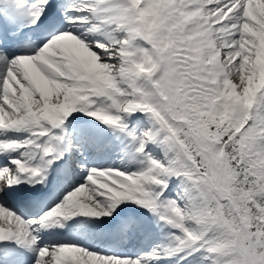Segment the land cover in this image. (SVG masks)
I'll return each mask as SVG.
<instances>
[{"label":"snow or ice","instance_id":"6c2138e0","mask_svg":"<svg viewBox=\"0 0 264 264\" xmlns=\"http://www.w3.org/2000/svg\"><path fill=\"white\" fill-rule=\"evenodd\" d=\"M0 264H264V0H0Z\"/></svg>","mask_w":264,"mask_h":264},{"label":"rangeland","instance_id":"374dc122","mask_svg":"<svg viewBox=\"0 0 264 264\" xmlns=\"http://www.w3.org/2000/svg\"><path fill=\"white\" fill-rule=\"evenodd\" d=\"M74 115H77V116L82 117V119L77 122V124L80 125V126L87 127L90 124H99V121H94L92 118L86 116L83 113H76ZM137 115L140 116V117H142V126L143 127L150 126V121L148 120V118H147V116L145 114L138 113ZM100 126H104V125H100ZM151 148L153 149L155 155L162 156L163 153H162V150L159 147H157L156 145H152ZM113 159L114 160H112V159L110 160V163L111 164L116 165V164H120L121 163L119 159H116V158H113Z\"/></svg>","mask_w":264,"mask_h":264},{"label":"bare ground","instance_id":"6f19581e","mask_svg":"<svg viewBox=\"0 0 264 264\" xmlns=\"http://www.w3.org/2000/svg\"><path fill=\"white\" fill-rule=\"evenodd\" d=\"M114 160L111 156H105L103 155L100 159H97L95 162L100 164H109L110 160ZM81 230H83V226H80Z\"/></svg>","mask_w":264,"mask_h":264}]
</instances>
